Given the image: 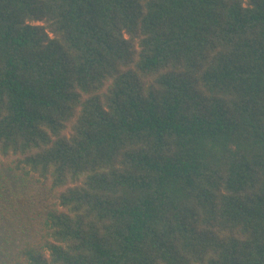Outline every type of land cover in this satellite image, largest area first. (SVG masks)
<instances>
[{"label": "trees", "instance_id": "1", "mask_svg": "<svg viewBox=\"0 0 264 264\" xmlns=\"http://www.w3.org/2000/svg\"><path fill=\"white\" fill-rule=\"evenodd\" d=\"M6 157V264H264V0H0Z\"/></svg>", "mask_w": 264, "mask_h": 264}, {"label": "rangeland", "instance_id": "2", "mask_svg": "<svg viewBox=\"0 0 264 264\" xmlns=\"http://www.w3.org/2000/svg\"><path fill=\"white\" fill-rule=\"evenodd\" d=\"M11 159L6 157L0 161V264H6L23 243L37 237L35 220L38 218L32 210L38 209V202L55 201V194L49 192L48 186L39 194L37 183L33 185L26 177L18 176Z\"/></svg>", "mask_w": 264, "mask_h": 264}]
</instances>
